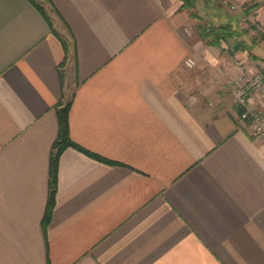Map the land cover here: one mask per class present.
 <instances>
[{
    "label": "crops",
    "instance_id": "crops-1",
    "mask_svg": "<svg viewBox=\"0 0 264 264\" xmlns=\"http://www.w3.org/2000/svg\"><path fill=\"white\" fill-rule=\"evenodd\" d=\"M225 1L264 30V0ZM193 10L0 0V264H264V142L228 86L264 44L208 45ZM69 100L82 149L60 157L44 229Z\"/></svg>",
    "mask_w": 264,
    "mask_h": 264
},
{
    "label": "built area",
    "instance_id": "built-area-1",
    "mask_svg": "<svg viewBox=\"0 0 264 264\" xmlns=\"http://www.w3.org/2000/svg\"><path fill=\"white\" fill-rule=\"evenodd\" d=\"M227 5L231 11L237 10V5L229 4L225 0H219ZM243 22L264 44V30L258 24L254 12L245 13ZM186 63L193 67L195 61L188 58ZM236 73L229 80L228 86L235 97V104L239 108L240 118L246 121L254 138L264 142V66H259L250 73L246 64L239 58L235 59ZM256 97L260 103H256Z\"/></svg>",
    "mask_w": 264,
    "mask_h": 264
},
{
    "label": "trees",
    "instance_id": "trees-1",
    "mask_svg": "<svg viewBox=\"0 0 264 264\" xmlns=\"http://www.w3.org/2000/svg\"><path fill=\"white\" fill-rule=\"evenodd\" d=\"M196 0H183L184 6L188 8L194 7ZM41 7V6H40ZM200 36L211 46H221L222 42L228 40L230 37L240 33L233 28L231 23L214 24L210 23L204 27L200 26ZM67 49V45L65 46ZM72 100L62 102L57 107L59 118V134L54 142L51 158V177H50V195L48 200V207L43 219V227L46 229L51 222L52 210L56 202L57 184H58V165L60 157L64 150L69 146H76L82 149L76 142L73 141L70 134V107ZM87 151V150H85ZM90 155L93 153L87 151ZM100 159L108 161L99 155H94Z\"/></svg>",
    "mask_w": 264,
    "mask_h": 264
},
{
    "label": "rangeland",
    "instance_id": "rangeland-1",
    "mask_svg": "<svg viewBox=\"0 0 264 264\" xmlns=\"http://www.w3.org/2000/svg\"><path fill=\"white\" fill-rule=\"evenodd\" d=\"M190 9H194L193 11L196 13H199L200 11L202 13L201 18L199 17L195 18V23L199 22L197 24L199 33H200V29H199L200 26L204 27L210 23H214L217 25L231 23L233 28L239 31L240 33L230 37L228 40L233 39L232 41H234V39H236L238 43L240 44V46L242 43H245V41L247 40L245 38V34H246L245 32L246 31L248 32V30L250 29L247 27V25L244 22H242L243 25H241V21H243L242 20L243 17L239 10L231 11L230 9L227 8V5H224V4L222 5V3L219 0H202L199 6H197V1H196L194 3V7ZM192 28L195 30L196 26H193ZM255 36L253 37L255 40H257V37ZM228 40H225V41H228ZM206 101L209 104L210 99L207 98Z\"/></svg>",
    "mask_w": 264,
    "mask_h": 264
}]
</instances>
